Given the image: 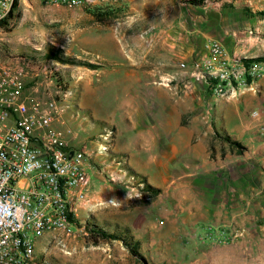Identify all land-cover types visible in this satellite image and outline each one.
Returning <instances> with one entry per match:
<instances>
[{"label":"rangeland","instance_id":"rangeland-1","mask_svg":"<svg viewBox=\"0 0 264 264\" xmlns=\"http://www.w3.org/2000/svg\"><path fill=\"white\" fill-rule=\"evenodd\" d=\"M137 13V7L128 1L111 7L69 9L21 0L0 25V62L11 63L20 57L42 60L50 47L76 62L97 65L114 61L125 29L138 21ZM56 63V79L30 78L24 95L48 101L58 100L59 93L66 90L73 92L64 115L76 137L72 144L92 151L107 145L108 155L97 158V163L105 158L113 171L123 169L135 179V184L127 177L124 184H114L97 177L93 207L83 209L80 218L131 246L137 243V248L133 253L120 240L95 244L86 230L71 235L59 232L39 242L37 264H264V150L257 154L245 142L230 138L240 145L236 147L221 141L224 134L213 129L210 115L205 113L201 118L207 128L205 166L185 175L156 177L151 184L133 172L123 156L109 153L113 129L93 127L74 105L78 93L74 85L82 81L88 68L69 65L76 68L72 76L73 71L63 68L68 64ZM81 103L92 109L94 119L108 117L97 102ZM71 113L73 121H68ZM258 130L264 142V125ZM109 198L117 206L100 204Z\"/></svg>","mask_w":264,"mask_h":264},{"label":"crops","instance_id":"crops-1","mask_svg":"<svg viewBox=\"0 0 264 264\" xmlns=\"http://www.w3.org/2000/svg\"><path fill=\"white\" fill-rule=\"evenodd\" d=\"M127 1L137 7L138 21L125 29L116 60L95 63L99 68L86 69L74 85L77 110L93 127L113 129L109 153L123 156L151 184L156 177L188 174L207 163L205 113L215 131L262 153L258 127L264 125V74L256 80V93L245 90L216 100L195 78L192 63L204 56L209 41L219 42L232 59L264 56V0ZM63 68L72 76L76 71ZM84 100L97 102L108 117L94 119ZM84 213L81 209L79 216Z\"/></svg>","mask_w":264,"mask_h":264},{"label":"built area","instance_id":"built-area-1","mask_svg":"<svg viewBox=\"0 0 264 264\" xmlns=\"http://www.w3.org/2000/svg\"><path fill=\"white\" fill-rule=\"evenodd\" d=\"M20 1L0 0V24ZM38 1L45 6L92 9L127 0ZM204 52L192 63V70L212 98L233 99L241 91L257 92L255 83L264 74V61L247 64L232 59L216 41L207 42ZM57 64L44 59L0 62V264H37L36 249L41 240L54 233L84 231L79 211L93 207L97 177L114 184H124L127 177L135 184L134 177L123 169L113 171L111 161L104 158L97 163V158L108 155L107 145L92 151L72 144L74 135L64 118L71 90L59 93L58 100L24 95L30 78L44 75L49 82L56 79ZM102 139L108 141L107 136ZM100 204L117 206L110 198Z\"/></svg>","mask_w":264,"mask_h":264},{"label":"trees","instance_id":"trees-1","mask_svg":"<svg viewBox=\"0 0 264 264\" xmlns=\"http://www.w3.org/2000/svg\"><path fill=\"white\" fill-rule=\"evenodd\" d=\"M193 4H200V0H193L192 1ZM16 4H14L12 11L10 12L8 17L12 16L13 10L15 8ZM6 21L2 22L0 25L5 24ZM44 60H51V61H55V62H59L61 64H68V65H74V64H78L80 66H84L88 69H97L99 68V66L88 63V62H76L74 59L68 58V57H63L61 55V52L58 50H54L53 48H48L45 55L43 56ZM16 60H26V61H30V62H36L38 61L37 59H32V58H28V57H20V58H16ZM242 61L244 63H253V62H263L264 61V56L262 57H258V58H254V59H242ZM221 139V141L227 142L230 145L236 146V147H240V145L236 142H233L228 136H224V137H219ZM85 230L88 233L89 237L92 239L93 243H97L100 240H120L123 242V244L127 247H130L131 244L128 243L127 241L119 238L118 236L111 234V233H106L105 231L99 229L98 227L95 226H90L88 225V223L85 224ZM137 243H134L130 248V250L134 253L136 251V247Z\"/></svg>","mask_w":264,"mask_h":264}]
</instances>
